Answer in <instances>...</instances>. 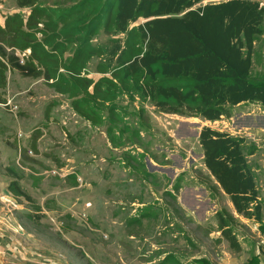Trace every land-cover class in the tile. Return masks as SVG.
<instances>
[{
  "label": "rangeland",
  "instance_id": "obj_1",
  "mask_svg": "<svg viewBox=\"0 0 264 264\" xmlns=\"http://www.w3.org/2000/svg\"><path fill=\"white\" fill-rule=\"evenodd\" d=\"M80 1L37 0L36 5L62 13ZM0 6L2 16H26L29 12V8L21 9L13 1L0 0ZM262 31L255 39L252 75L264 76V23ZM81 38L82 34L78 35L75 43ZM110 38L101 32L92 43H106ZM97 62L93 59L88 66L89 75L96 80ZM7 78L4 98L18 110L11 113L0 107V191L14 199L16 209L12 211L23 229V243L50 246L54 253L60 249H68L66 254L81 250L83 264H119L120 259L121 264H195L196 257H207L212 264H249L254 254L258 264H264V241L259 244L263 236L257 223L252 219L235 222L230 198L220 192L200 163L202 150L196 137L203 127H209L204 125L205 120L180 115L169 119L162 116L168 113L140 101L134 93L118 94L113 113L110 107L98 104L94 112L102 123L93 125L73 112L69 100L58 96L42 79L22 77L17 72L8 73ZM260 107L254 116L243 117L241 113H247L244 105L226 106L229 115H222L215 127L212 125L213 130L241 125L251 127L252 134H258L256 127L264 132V108ZM18 132L23 134L19 140ZM243 134L234 137L246 140V152L264 148V133L255 136V141ZM176 181L177 191L173 189ZM12 182L23 194H16L13 184L11 189ZM76 199L78 203L72 204ZM118 200L124 207L119 230L125 225L126 215L128 223L148 211L155 212L153 219L151 215L144 217L143 225L140 222L136 228L133 223L136 230L126 229L136 234L133 239L121 234L124 246L117 236L121 246L110 242L102 247L108 242V236L102 234H112L115 229L106 223L119 225L112 215ZM262 206L264 214V203ZM217 211L224 214L244 243L240 251L221 236ZM142 233H146L144 239ZM127 241L136 246L130 248ZM166 252L172 253L165 256L170 259L162 260ZM58 262L66 264L63 259Z\"/></svg>",
  "mask_w": 264,
  "mask_h": 264
},
{
  "label": "trees",
  "instance_id": "obj_2",
  "mask_svg": "<svg viewBox=\"0 0 264 264\" xmlns=\"http://www.w3.org/2000/svg\"><path fill=\"white\" fill-rule=\"evenodd\" d=\"M8 1L29 12L8 15L0 26V103L5 102L7 74L17 72L42 79L93 125L102 123L95 107L101 104L113 113L118 94L135 93L160 112L205 121L228 116L226 106L243 102L264 108V76L251 73L253 43L264 23V6L258 1L81 0L62 13L37 6V0ZM101 32L110 40L94 45ZM7 49H29L30 56L21 65ZM93 59L98 60L97 80L88 72ZM197 141L203 165L236 213L264 220L246 140L203 127ZM9 186L23 194L15 182ZM173 189H179V181ZM215 216L221 236L238 250L229 220L221 211ZM260 230L264 233V221ZM193 261L212 264L207 257ZM257 263L254 256L249 264Z\"/></svg>",
  "mask_w": 264,
  "mask_h": 264
},
{
  "label": "crops",
  "instance_id": "obj_3",
  "mask_svg": "<svg viewBox=\"0 0 264 264\" xmlns=\"http://www.w3.org/2000/svg\"><path fill=\"white\" fill-rule=\"evenodd\" d=\"M258 2L261 4V6H264V0H263V3L260 1H258ZM0 21H1L0 26H3L5 20H2L0 18ZM254 47H255V42L253 43V50H254ZM96 75H98V74H96ZM89 77L92 78L93 80H96L94 77H92L90 75H89ZM98 77H100V75H98ZM58 96H60V95H58ZM148 103L151 106V103L150 102H148ZM246 104L248 106H246ZM68 105H69V102H68ZM241 105L242 106L244 105V109L247 110V113H243V112L241 113L243 117L244 116H254L253 114L256 112L255 110L261 109L259 104H254V103H250V102H245V103L243 102V103H240L236 106L240 107ZM236 106H234V107H236ZM260 111L262 112L263 110H257V112H260ZM176 115L177 114H173V115L171 114L170 115L168 113V114H163L162 116H168L169 119H173ZM155 119L157 120V118H155ZM204 122H205L204 125H206V126L209 125V127L211 129H214L213 128V127H215L214 124L217 121H204ZM202 124H203V122H202ZM212 125H213V127H212ZM237 127L238 128L234 129L235 131L247 129L245 131L246 132L245 135L252 137L253 138L252 141H255V136L261 135L259 133H264L262 128H258L256 126H255L256 127L255 133H258L257 135L251 133V131H250L251 127H249V126L241 127V125H238ZM217 131L218 132L231 133L232 129L231 128H229L228 130L220 129ZM196 143H198V141ZM258 148H259V150L256 152H253V150H251V151L248 150V152H246L247 153L246 158H247V162H248V164H249V166H250V168L254 174V181H255V186H256V190H257V199L260 201L261 204H263L264 203V148L263 147L261 148L259 146H258ZM202 157H203L202 154H200V159H201L200 163H202ZM147 170L149 171V169H147ZM210 178L213 179L214 184H217L219 186V184L213 178V176L210 175ZM219 189H221V187ZM220 192H223V190L221 189ZM77 201H78L77 199H76V201L73 200L72 204H77L78 203ZM14 203L15 202H14L13 197L9 196L8 194H5L4 190L2 189V191H0V214L2 217V223L0 224V264H61L58 262L59 259H63L66 264H83V260H84L85 255H84L83 251H81V250L79 252L73 250L75 252V254H74V252H72V254L71 253L66 254L64 251H66L68 249H64V250L60 249V250H57L59 252L54 253L56 250L50 246L39 248L36 246L34 247L30 244L23 243V241H22V239L24 238L23 237V233H24L23 229L21 228V226H19L17 218L14 216L13 211H12L13 209L14 210L16 209V206L14 205ZM84 203H87V201ZM122 203H123V201L120 202L118 200L117 202L114 203V206L112 209V212H113L112 215H114L116 217L118 223H119L120 217L122 216L121 211L124 208L123 206H119V204H122ZM129 204L133 205L135 203L129 202ZM231 206L233 209V211L231 210V213L235 217H237V219H235V222L236 221L239 223L240 222H246V221H249V219H252V218H246V217H243L242 215L237 214L236 211L234 210L233 205H231ZM261 209H262V213H263V206L261 207ZM152 213H155V212L148 211V212L142 214V218L139 217L140 218L139 220L138 219H135L132 221L130 220V223L127 222V218H129V216H127L125 214L126 215L124 218L125 225H124V227H121L120 230H119L120 223H119V225H117L116 223H111V222L106 223L108 225H111L112 227H115V229L113 230L112 234H107V235L105 233L102 234V236H104V237L108 236V242L106 244L102 243V247L109 244L110 242L114 243L116 246H119L120 244L118 243V241H116L115 238L118 236L121 239V234H123V233L127 234L129 239H133L134 234H136L135 231L128 232V231H126V229L133 228L136 230V228L138 227L140 222H142V225H143V222H145L146 218H144V217H149L151 215V220L153 219ZM242 217L245 219V221ZM263 217H264V214H263ZM147 219L150 220V218H147ZM252 220H254V219H252ZM133 221H135V222H133ZM263 221H264L263 219L261 221H255L257 223L258 233L263 236V239L260 241L259 244H262L261 242L264 241V233L261 232V230H260V223ZM133 223H136V225H137L136 228L133 226ZM117 232H118V234H117ZM233 233L235 234V232H233ZM76 236H78V235H76ZM235 236L237 238L238 245H239L238 251H240L241 248H243L245 245L243 242L238 240L237 234H235ZM79 237H80V235H79ZM104 237L102 238V240L104 239ZM142 237L144 239V237H146V233H142L141 238ZM122 242H123V246H124V241L122 240ZM126 243L132 249L134 248V246H136V244L133 243L132 241H127ZM63 245H65L64 247L68 246V244H63ZM112 250H113V244H112ZM169 254H172V253L166 252L164 257H162L163 258L162 260L170 259L169 256L165 257L166 255H169ZM254 256L257 257L256 254H254ZM121 261H122V259H120V262H118V263L121 264ZM161 263L165 264L167 262L163 261ZM258 263H259V258H258ZM86 264H89V263H86Z\"/></svg>",
  "mask_w": 264,
  "mask_h": 264
},
{
  "label": "built area",
  "instance_id": "obj_4",
  "mask_svg": "<svg viewBox=\"0 0 264 264\" xmlns=\"http://www.w3.org/2000/svg\"><path fill=\"white\" fill-rule=\"evenodd\" d=\"M0 9H1V6H0ZM7 17V15L6 16H2L1 15V12H0V18L2 19V20H5V18ZM7 52H9V53H11V54H13L14 55V57H16L17 59H18V62H19V64H21V65H23L27 60H28V58H29V56H30V50L29 49H27V50H24V51H19V50H17V49H7ZM1 59V58H0ZM0 107H3V108H6L9 112H11V113H14V112H16L17 110H18V106L16 105V104H14V103H12L10 100H5V102L4 103H0ZM231 127H233V126H231ZM232 129V131H231V133H228V134H230L231 136H238V135H240V134H242V133H244L243 134V136L244 137H247L245 134H246V130L247 129H245V130H237V131H235L233 128H231ZM23 137V134H21L20 132H18L17 134H16V138L19 140V139H21ZM249 137V136H248ZM198 138V137H197ZM196 138V139H197ZM28 152H30L31 153V150H28ZM2 223V217H1V214H0V224Z\"/></svg>",
  "mask_w": 264,
  "mask_h": 264
}]
</instances>
